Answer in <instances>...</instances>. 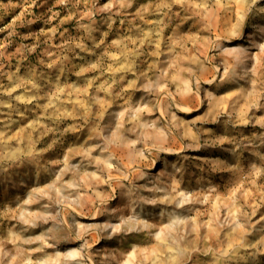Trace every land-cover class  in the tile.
I'll return each mask as SVG.
<instances>
[{
  "label": "rangeland",
  "instance_id": "obj_1",
  "mask_svg": "<svg viewBox=\"0 0 264 264\" xmlns=\"http://www.w3.org/2000/svg\"><path fill=\"white\" fill-rule=\"evenodd\" d=\"M0 264H264V0H0Z\"/></svg>",
  "mask_w": 264,
  "mask_h": 264
},
{
  "label": "bare ground",
  "instance_id": "obj_2",
  "mask_svg": "<svg viewBox=\"0 0 264 264\" xmlns=\"http://www.w3.org/2000/svg\"><path fill=\"white\" fill-rule=\"evenodd\" d=\"M191 88L190 87H188V90H190ZM164 113V112H163ZM153 166H154V163H153V165H151L150 166V168H153ZM138 175H139V172H134V174L131 176V178H130V180L132 181V182H134V181H136L137 179H138ZM119 184V183H118ZM140 198H138L137 200H139ZM130 201H131V199L130 200H128V199H126V198H124L123 196H120L119 197V199H118V202L119 203H121V204H123V206L119 209V210H117V212L115 211V213H122L123 215H125V214H127L128 213V211H129V209H130V204H132V203H130ZM110 203H108L107 205H109ZM167 204V203H166ZM106 205V206H107ZM142 212V211H141ZM94 213V216H97V213H96V211L95 212H93ZM94 244L95 243H93L91 246L93 247L94 246Z\"/></svg>",
  "mask_w": 264,
  "mask_h": 264
}]
</instances>
